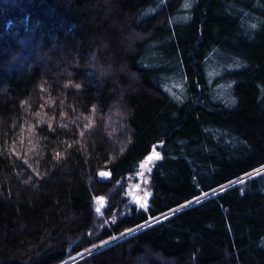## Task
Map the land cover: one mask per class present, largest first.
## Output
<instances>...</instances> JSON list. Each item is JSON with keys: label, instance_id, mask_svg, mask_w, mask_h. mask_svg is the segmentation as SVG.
I'll list each match as a JSON object with an SVG mask.
<instances>
[{"label": "trees", "instance_id": "1", "mask_svg": "<svg viewBox=\"0 0 264 264\" xmlns=\"http://www.w3.org/2000/svg\"><path fill=\"white\" fill-rule=\"evenodd\" d=\"M76 252L264 264V0H0V264Z\"/></svg>", "mask_w": 264, "mask_h": 264}, {"label": "rangeland", "instance_id": "2", "mask_svg": "<svg viewBox=\"0 0 264 264\" xmlns=\"http://www.w3.org/2000/svg\"><path fill=\"white\" fill-rule=\"evenodd\" d=\"M157 154H152L151 157L152 159L149 160L148 158L146 160H144L140 166L138 167L137 171L134 173L133 178L137 179V181H133L131 183L130 189L127 193V196L129 198L130 201H133L138 197L141 196L140 199V203H143L145 200V196L148 195V192H146V189L143 188V183L147 181V177L149 176L154 163H155V159H156ZM150 157V156H149ZM140 203L138 205H140ZM102 205L100 204V202H96L95 203V209H99L97 210L98 212L101 211L102 209Z\"/></svg>", "mask_w": 264, "mask_h": 264}, {"label": "bare ground", "instance_id": "3", "mask_svg": "<svg viewBox=\"0 0 264 264\" xmlns=\"http://www.w3.org/2000/svg\"><path fill=\"white\" fill-rule=\"evenodd\" d=\"M118 238L119 237H116L115 239H118ZM100 246L101 245H98L96 248H99ZM81 256H82V254L79 252L71 253V254H69V256L65 260L61 261L58 264H71V263L75 262L76 260H78Z\"/></svg>", "mask_w": 264, "mask_h": 264}, {"label": "water", "instance_id": "4", "mask_svg": "<svg viewBox=\"0 0 264 264\" xmlns=\"http://www.w3.org/2000/svg\"><path fill=\"white\" fill-rule=\"evenodd\" d=\"M140 199H141V196H138V197L134 200V203H135V204H139V203H140ZM148 201H149V198L145 199L143 203H140V205L142 206L143 204H145V202H146V204H147Z\"/></svg>", "mask_w": 264, "mask_h": 264}, {"label": "snow or ice", "instance_id": "5", "mask_svg": "<svg viewBox=\"0 0 264 264\" xmlns=\"http://www.w3.org/2000/svg\"><path fill=\"white\" fill-rule=\"evenodd\" d=\"M156 158H157V159L159 158L158 154H157ZM148 159L151 160L152 157L150 156V157H148ZM146 206H147V205H146V202H145V204H143L142 207H145V208H146ZM97 210H99V209H97Z\"/></svg>", "mask_w": 264, "mask_h": 264}]
</instances>
